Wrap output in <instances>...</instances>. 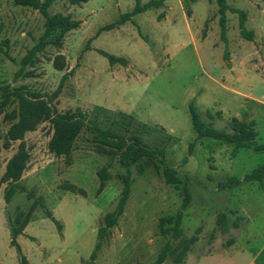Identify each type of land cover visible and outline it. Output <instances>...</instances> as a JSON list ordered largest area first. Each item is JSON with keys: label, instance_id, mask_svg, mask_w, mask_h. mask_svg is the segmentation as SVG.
Listing matches in <instances>:
<instances>
[{"label": "rangeland", "instance_id": "1", "mask_svg": "<svg viewBox=\"0 0 264 264\" xmlns=\"http://www.w3.org/2000/svg\"><path fill=\"white\" fill-rule=\"evenodd\" d=\"M136 1L90 0L76 5L56 0L50 15L78 21L79 27L65 35L61 47L49 46L27 68L33 77L16 79L20 61L45 30V19L38 10L0 0V85L26 86L43 99H52L57 113L81 110L89 119L98 118L105 129L140 134L151 146L163 149L166 164L178 171L192 195L181 237H174L173 225L165 224L167 235L160 226L162 219L180 212L181 189L167 184L152 161L144 158L127 169L118 157L100 152V141L88 130L79 135L70 160L58 157L49 149L53 136L49 122L25 134L29 161L20 184L27 192H18L6 203L10 184L3 178L21 142L7 138L18 120V102L0 92V264H19L10 224L19 226L15 219L20 213H31L18 237L30 264L89 261L128 175L133 182L124 213L101 242L96 264H150L167 244L175 254L168 255L166 264H175L185 243H192L185 257L191 263L201 256L199 264H264V183L220 187L263 165L264 151L236 152L233 145L204 138L189 153L196 139L192 102L201 118L219 130H228L234 118L253 122L255 142L264 145V0H227L245 13L253 41L241 36L238 16L231 12L227 42L222 40L216 0H163L132 22L100 32L131 12ZM149 1L140 0L141 6ZM98 51L124 58L127 65H110ZM65 75L69 76L62 82ZM104 168L108 180L100 190L98 172ZM71 186L85 195L67 191Z\"/></svg>", "mask_w": 264, "mask_h": 264}, {"label": "trees", "instance_id": "2", "mask_svg": "<svg viewBox=\"0 0 264 264\" xmlns=\"http://www.w3.org/2000/svg\"><path fill=\"white\" fill-rule=\"evenodd\" d=\"M15 5L22 7H29L38 10L45 19L44 32L37 41V43L27 52L26 56L20 61V69L16 73L15 78L21 76L33 77L34 73L27 71L28 67H33L42 54L49 46L61 47L65 35L79 27L78 21H73L68 17L62 15H50V8L56 0H12ZM72 4L79 5L86 3L90 0H69ZM163 0H151L145 5L141 6L140 0L136 1V5L131 12L123 14L120 19L114 23L106 25L100 29V32L110 31L132 22L133 18L141 13H144L152 8L162 5ZM218 6L219 25L221 28V38L227 42V12L236 14L238 16V24L241 36L249 41H253L254 33L246 27V15L243 11L230 7L227 0H216ZM142 36V35H141ZM143 37V36H142ZM144 38V37H143ZM102 56L109 60L110 65L121 64L127 65V60L121 57L110 55L104 51H98ZM225 59H228V53L225 52ZM61 69V68H59ZM69 75H65L62 79L64 82ZM0 92L7 98H15L18 102V120L10 128L7 134L9 142L20 141L21 145L17 153L9 161L3 182L9 183L5 192V202L10 203L11 200L18 192L26 193V188L20 184L24 172L27 169L29 154L24 143L26 133L33 132L43 122H49L52 125L53 136L49 143L50 151L58 157H66L67 160L71 159V154L74 145L79 135L88 130L93 133L96 140L100 141V152L110 153L114 157H118L120 164L129 169L138 161L147 158L155 164L158 172H161L166 183L181 189L182 205L180 212L176 217L161 220V230L167 235L169 230L164 229L166 223L173 225L174 237L180 238L182 235L181 224L184 212L189 208L192 195L187 183L183 182L177 170L168 166L165 162V151L148 144L142 135L132 134L130 136L121 135L113 132L111 128H103L98 118L89 119L88 116L81 110L68 111L65 113H57L56 109L52 107V99H43L40 95L32 92L26 86L12 89L9 86L0 85ZM209 114L210 118L213 116ZM190 115L193 128L196 132V139L190 145L189 153L192 154L196 143L204 138H212L217 141L233 145L236 152L244 148H253L256 152L264 151V145H257L255 140L257 132L253 122L247 123L234 118L228 130L216 129L213 125L205 122L198 111L194 102L190 104ZM104 146L110 148L107 150ZM98 177L101 181L100 190H103L106 181L108 180L107 170L104 168L98 172ZM132 179L128 175L124 178V188L121 197L118 201L117 207L113 213H108L105 217V226L99 230L98 243L95 247L93 254L89 261H82V264H96L98 252L101 250V242L106 239L110 229L115 227L123 215L126 203L130 196V189ZM259 182L264 183V164L255 169L250 175L245 176L243 179L237 177L229 178L225 183L220 185L221 189H232L241 186L242 183ZM67 191L72 193H79L85 195V192L71 186ZM40 207L45 211L46 216L57 226L60 230L61 226L55 219L52 213L47 209L42 200L37 201ZM31 218V213L24 215L20 213L15 223L19 226L16 227L10 224L11 233V246L15 247L20 254L19 264H30L26 257L22 254L20 245L18 244V237L23 234ZM10 220V219H9ZM225 216L223 215V224L225 225ZM192 243H185L182 246L181 252L176 255L175 264H183L185 257L190 249ZM175 254L172 246L167 244L159 254L156 261L150 264H166L169 254Z\"/></svg>", "mask_w": 264, "mask_h": 264}, {"label": "crops", "instance_id": "3", "mask_svg": "<svg viewBox=\"0 0 264 264\" xmlns=\"http://www.w3.org/2000/svg\"><path fill=\"white\" fill-rule=\"evenodd\" d=\"M230 249H227L226 251H228ZM192 263L189 261V257L186 259V261L183 264H199L200 260H201V256L198 258H194L192 259Z\"/></svg>", "mask_w": 264, "mask_h": 264}]
</instances>
